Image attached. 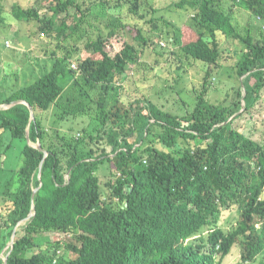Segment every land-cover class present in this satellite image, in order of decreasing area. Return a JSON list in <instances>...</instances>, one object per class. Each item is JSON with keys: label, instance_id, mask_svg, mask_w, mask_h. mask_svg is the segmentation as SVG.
Returning a JSON list of instances; mask_svg holds the SVG:
<instances>
[{"label": "trees", "instance_id": "obj_1", "mask_svg": "<svg viewBox=\"0 0 264 264\" xmlns=\"http://www.w3.org/2000/svg\"><path fill=\"white\" fill-rule=\"evenodd\" d=\"M158 1L0 0V31L43 41L18 65L34 66L24 85L0 59V264H264V142L234 126L264 101V0ZM161 39L178 69L203 71L181 113L125 87ZM229 40L240 58L216 104ZM15 140L23 163L8 167Z\"/></svg>", "mask_w": 264, "mask_h": 264}, {"label": "rangeland", "instance_id": "obj_2", "mask_svg": "<svg viewBox=\"0 0 264 264\" xmlns=\"http://www.w3.org/2000/svg\"><path fill=\"white\" fill-rule=\"evenodd\" d=\"M13 1L14 0H6L5 3L8 8H10ZM174 1L177 0H159L157 5H164L165 7L169 2ZM238 10H240V14L243 15L245 19H247V16L243 14V8H238ZM161 14H163L166 19L174 23L176 26H182V24L188 19V13L176 10L164 9ZM26 35L27 34L23 33L22 31L20 32L19 27L14 23H9L6 28L4 27L0 31L1 63L10 65L9 68H7L9 74H11L12 71L18 72L17 74L19 76L18 78H20V83L30 80V78L32 77L31 71L34 69V66H29V62L27 69H23V67H25L27 63L22 67H18V65L21 66L26 61L27 53H33L35 57H42L38 54V47L35 43H40L43 41L37 40L33 42V39L26 37ZM193 38L194 36L191 31L185 29L183 39L189 40ZM127 39L129 41H132V36L128 35ZM159 45H161L162 47L158 46L157 49L165 51V54L161 55L160 53L154 52L153 50L149 49L145 57L147 62H142L141 64L134 66L133 69L130 70L131 80L130 83H126L125 87L126 89L130 88L134 91L137 90L139 91V94L141 91H144L158 104H162L166 110H170L175 113L184 112V110L181 109V105L184 107L182 98L189 101L190 103L192 102V98L190 97L191 91L193 90V88L197 89L201 85L203 71L197 65L194 66V64H189L186 59H184L186 62L183 69H178L177 64L178 62H180L178 59L179 56H171L168 52L169 50L178 51V47L165 39H161L159 41ZM225 45L230 48L231 53H225L226 58H223L221 61L222 67L220 69V73L217 79L214 80L213 86L210 89V94L208 95L210 101L216 104L224 101L225 97H227L225 95L228 90H230L228 82L230 80V82L232 83V78L236 74L235 66L240 58L239 55H237V53L234 51L239 43H237L235 40H229L225 42ZM156 59L160 61L159 64L155 63ZM29 68L31 69V71ZM134 73H136V75H134ZM175 75L182 76L178 81H175ZM145 76L146 78L144 79ZM21 85H24V83H21ZM7 86L8 85L3 87L5 89L0 88V93L3 91H6V93H8L11 89ZM118 87L112 90L111 95L117 96L118 93H120V89ZM177 91H180V96L177 94ZM81 120V118L77 119L76 121H74L73 118L65 120L62 123L61 129L67 130L66 133L68 135L74 134L82 126L80 124ZM50 122L55 125V119H51ZM234 126L242 130L244 134L252 137L253 139L264 142V101H259L256 105V108L253 109L252 114L245 113L234 123ZM20 144L21 143L19 142V140L14 141V146L10 149L8 158L6 159V161H4L5 166L12 167L15 164L20 165L23 163V159L20 156V148L18 147V145ZM111 169H115L114 165L112 164H110V170ZM99 172L103 176H106V174L109 172L108 165H102ZM228 216L231 217V224H223L225 228L233 227L238 218V213L234 211L231 214L229 213ZM23 224L24 222H22L18 226L19 230L22 229ZM204 232L205 235H207V229ZM238 258V255L234 254L231 259L223 264L233 262L235 260H238Z\"/></svg>", "mask_w": 264, "mask_h": 264}, {"label": "water", "instance_id": "obj_3", "mask_svg": "<svg viewBox=\"0 0 264 264\" xmlns=\"http://www.w3.org/2000/svg\"><path fill=\"white\" fill-rule=\"evenodd\" d=\"M18 102V101H17ZM17 102H15V103H17ZM22 102H24V101H22ZM25 103V102H24ZM5 107H7V105H5ZM31 109V112L33 111V109L32 108H30ZM36 146L39 148V149H41V150H43V147L41 146V144L40 143H37L36 144ZM17 231V230H16ZM15 235H16V232H14V235H13V240H12V242L14 241V238H15ZM13 244V243H12ZM7 261V257H5V262Z\"/></svg>", "mask_w": 264, "mask_h": 264}]
</instances>
